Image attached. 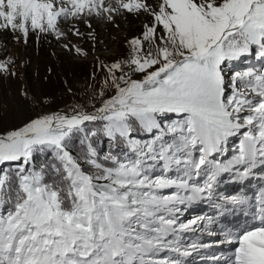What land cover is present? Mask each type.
<instances>
[{"label": "snow or ice", "instance_id": "1", "mask_svg": "<svg viewBox=\"0 0 264 264\" xmlns=\"http://www.w3.org/2000/svg\"><path fill=\"white\" fill-rule=\"evenodd\" d=\"M120 10L152 17L143 39L130 41L129 67L143 78L117 75L123 67L113 63L105 83L114 94L95 113L45 115L0 134V164L22 165L12 208L0 213V264H183L155 257L163 251L188 257L209 245L182 248L178 233L195 232L193 226L205 218L178 223L177 205L213 200L223 173L247 165L240 173L247 176L258 160L264 163V72H238L226 83L222 67L254 46L264 57V0H159L156 8L146 0H115V6L105 0H0V29L27 37L30 29L54 30L60 17L109 14L111 20ZM229 87L232 93L226 95ZM170 113L180 120L162 128L159 117ZM89 122L102 127L89 133ZM137 126L155 133L151 143L130 140ZM242 129L232 168L211 159ZM100 131L129 139L139 158L105 166L90 145L82 159L73 155L74 135L87 139ZM37 153L51 162L40 170L25 167ZM145 158L162 162L159 175ZM173 170L175 177L168 175ZM201 174L206 176L202 186L190 183ZM7 186V175L0 177V207ZM170 188L176 191L161 194ZM246 203L247 198L231 197L216 206ZM257 205L260 226L224 233L228 243L238 245L227 264H264V192Z\"/></svg>", "mask_w": 264, "mask_h": 264}, {"label": "rangeland", "instance_id": "2", "mask_svg": "<svg viewBox=\"0 0 264 264\" xmlns=\"http://www.w3.org/2000/svg\"><path fill=\"white\" fill-rule=\"evenodd\" d=\"M146 2L153 8L159 4V0ZM105 3L115 6V0H105ZM108 15L60 17L54 30L41 32L30 29L27 37L18 31L0 29V64L6 69H0V134L18 129L45 115L58 113L72 116L77 112L95 113L103 101L114 94V89L105 83H110L108 67L113 63L122 64L123 73L117 72V75L126 74V77L131 76L132 79L143 78V73L133 72L129 67L133 55L130 41L143 39L145 25L152 23V17L145 12L137 14L124 10L111 13V20L107 19ZM147 46L145 42V47ZM222 67L227 83L238 72L249 69L264 72V57L260 56V50L254 46L249 54L226 62ZM231 93L232 89L229 87L226 95ZM178 120L180 117L174 113L159 117L161 126L165 129L176 124ZM244 130L228 137L221 145L222 150L215 153L211 159L232 168L230 162H234L239 155ZM80 135L85 138L83 133ZM154 136L155 133L150 135L146 132L143 135L131 134L130 140L143 146L151 143ZM97 137L98 134L89 135L87 138L95 140ZM104 138L102 140L99 137L96 142L85 141V144L82 141H73L77 145V149L75 145L72 147L74 155L82 159L85 149L88 151L90 145L98 162L105 166H112L113 160L130 163L139 158L129 139L119 138L121 147L118 148V143L113 142V138L105 135ZM165 139L171 142V135ZM198 156L199 152H194V158ZM145 160L146 166H153V175L161 173L162 162L147 158ZM5 163L17 168L22 166L19 161ZM5 163L0 164L2 170L6 169ZM233 169L245 170L243 165H237ZM168 175L175 177V170L170 171ZM205 179L206 176L201 174L199 178L194 177L190 183L202 186ZM175 191L174 188L165 189L161 194L171 195ZM189 205H177L181 211L177 212L176 216L182 217L183 209L187 211Z\"/></svg>", "mask_w": 264, "mask_h": 264}, {"label": "trees", "instance_id": "3", "mask_svg": "<svg viewBox=\"0 0 264 264\" xmlns=\"http://www.w3.org/2000/svg\"><path fill=\"white\" fill-rule=\"evenodd\" d=\"M94 127L95 129L97 128H100L102 127V125L100 124V122H89L87 123L86 125V131H88L89 133L94 130ZM132 134H136V135H143L144 134V131H142L138 126L136 127V129L132 132ZM100 137V139L104 140V135L102 133V131H100L98 133V137L97 139ZM120 137H116L115 140H113V142L116 141V144H117V147H121L119 144L121 143V140L119 139ZM93 140L92 138H83L80 133H77L76 135H74L69 143V148L72 150V147H76L77 149V145L73 143V141H78V142H81L83 144H85V141H91V142H96V140ZM73 145V146H72ZM125 146H127V144L125 143ZM98 148V147H97ZM100 150V148H98ZM87 150L85 149L84 151V154L83 156L87 153L86 152ZM72 153L74 155L75 152H73L72 150ZM75 156V155H74ZM51 162V157L50 156H46V155H42V154H34V158L31 162L30 165H27L26 167H33L35 168L36 170L41 167H43L46 163H50ZM4 166H6V169L5 170H2L1 167H0V177H3L5 175H7L8 177V186L5 188V191H4V204L2 207H0V212L1 213H5L10 210L12 208V200H14V197H15V191H16V185H17V179H18V169L17 167H12L11 164H8V163H5ZM85 167V166H84ZM8 169V170H7ZM86 170H90V167H85ZM46 180L50 181L51 180V176H47L46 177Z\"/></svg>", "mask_w": 264, "mask_h": 264}, {"label": "bare ground", "instance_id": "4", "mask_svg": "<svg viewBox=\"0 0 264 264\" xmlns=\"http://www.w3.org/2000/svg\"><path fill=\"white\" fill-rule=\"evenodd\" d=\"M260 177H263V176H260ZM223 201H224V199H223ZM210 224L211 223H208V225H210ZM205 226H207V223L204 222V224L201 225L202 229L200 227H197L196 228L197 230L195 232L189 231V232H186L185 235L191 238V240H192L191 244L193 242H197V243H201V244H207V245H209V247L200 248L201 250L203 249V251H201V253H199L200 250H197V251L192 252L191 256L182 257V261H184L186 263H190L191 261H193L196 264H227L228 258H230L233 255L234 250L238 245L234 248H229L227 250L226 247L223 246L224 244L222 243V242H227L226 240L201 241L200 239H204V238L208 237V235H209L208 226L207 227H205ZM217 236H218V234H217ZM215 245L218 247H214ZM216 248H219L222 250H219L218 252H216L212 256L206 255L209 252H212ZM213 257H219L220 259L216 260V259H213ZM177 259H179V257Z\"/></svg>", "mask_w": 264, "mask_h": 264}]
</instances>
